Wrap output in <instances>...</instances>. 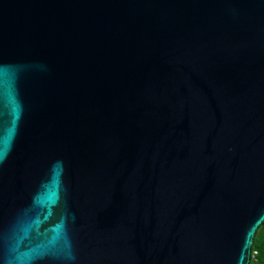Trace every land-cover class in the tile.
<instances>
[{
    "label": "water",
    "instance_id": "obj_1",
    "mask_svg": "<svg viewBox=\"0 0 264 264\" xmlns=\"http://www.w3.org/2000/svg\"><path fill=\"white\" fill-rule=\"evenodd\" d=\"M264 221V0H0V264H249Z\"/></svg>",
    "mask_w": 264,
    "mask_h": 264
},
{
    "label": "trees",
    "instance_id": "obj_2",
    "mask_svg": "<svg viewBox=\"0 0 264 264\" xmlns=\"http://www.w3.org/2000/svg\"><path fill=\"white\" fill-rule=\"evenodd\" d=\"M249 264H264V221L254 234Z\"/></svg>",
    "mask_w": 264,
    "mask_h": 264
}]
</instances>
